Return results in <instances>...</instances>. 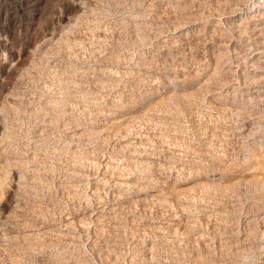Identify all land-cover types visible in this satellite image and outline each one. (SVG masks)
I'll use <instances>...</instances> for the list:
<instances>
[{
	"label": "rangeland",
	"instance_id": "rangeland-1",
	"mask_svg": "<svg viewBox=\"0 0 264 264\" xmlns=\"http://www.w3.org/2000/svg\"><path fill=\"white\" fill-rule=\"evenodd\" d=\"M0 264H264V0H0Z\"/></svg>",
	"mask_w": 264,
	"mask_h": 264
},
{
	"label": "bare ground",
	"instance_id": "bare-ground-1",
	"mask_svg": "<svg viewBox=\"0 0 264 264\" xmlns=\"http://www.w3.org/2000/svg\"><path fill=\"white\" fill-rule=\"evenodd\" d=\"M97 182V181H96Z\"/></svg>",
	"mask_w": 264,
	"mask_h": 264
}]
</instances>
